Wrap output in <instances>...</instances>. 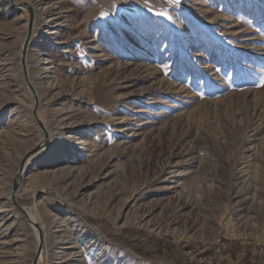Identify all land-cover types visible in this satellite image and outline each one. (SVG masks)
<instances>
[{
	"label": "rangeland",
	"instance_id": "374dc122",
	"mask_svg": "<svg viewBox=\"0 0 264 264\" xmlns=\"http://www.w3.org/2000/svg\"><path fill=\"white\" fill-rule=\"evenodd\" d=\"M11 2L0 264H264V0Z\"/></svg>",
	"mask_w": 264,
	"mask_h": 264
},
{
	"label": "bare ground",
	"instance_id": "6f19581e",
	"mask_svg": "<svg viewBox=\"0 0 264 264\" xmlns=\"http://www.w3.org/2000/svg\"><path fill=\"white\" fill-rule=\"evenodd\" d=\"M7 1L8 3L10 4H14L11 2V0H5ZM10 1V2H9ZM33 5V4H32ZM21 7L23 8H30L29 4H21L20 5ZM33 24V23H32ZM31 43V38L30 36H28V39L26 40L25 42V46H29V44ZM36 92V91H35ZM39 100V98H38ZM48 142L50 143L51 141L48 139ZM48 144L46 143V140L45 141H41L40 144H39V147L40 149L37 151L39 152L40 150L42 151L43 150V147ZM45 148V147H44ZM34 156V155H33ZM29 158V157H28ZM64 169V168H63ZM48 171V170H47ZM47 173V172H46ZM24 208V207H23ZM25 211V214H26V218L27 220L32 224V225H37V229H35V227L33 228V234H34V238H35V242L37 244V247H39V250H40V257L38 259V263L40 262L41 258H42V255L45 251V233H44V226H43V223L38 221L36 219V217L33 215L32 211L30 209H23ZM117 217V216H116ZM61 219L60 218H56L55 220V224L53 225L54 227V230L56 233H60L61 230H60V227H61ZM57 238V237H56ZM74 246V245H73ZM75 247V246H74Z\"/></svg>",
	"mask_w": 264,
	"mask_h": 264
},
{
	"label": "water",
	"instance_id": "95a60500",
	"mask_svg": "<svg viewBox=\"0 0 264 264\" xmlns=\"http://www.w3.org/2000/svg\"><path fill=\"white\" fill-rule=\"evenodd\" d=\"M31 12V11H30ZM30 23H31V18H30ZM40 149V147H37L36 149H33L32 150V153H35L37 152L38 150ZM25 161V157L23 158L22 162H21V165H20V168H19V172H18V176H21V173L23 171V162ZM17 190V183L14 182V185H13V190H12V193H11V199H12V202L13 204H15V191ZM16 205V204H15ZM17 208L20 210V212L24 215V217L26 218V214H25V211L23 210V208L21 207H18ZM27 220V218H26ZM28 221V220H27ZM29 222V221H28ZM30 223V222H29ZM31 224V223H30ZM32 225V224H31ZM32 226H35L36 229H37V225H32ZM36 258V257H35Z\"/></svg>",
	"mask_w": 264,
	"mask_h": 264
}]
</instances>
